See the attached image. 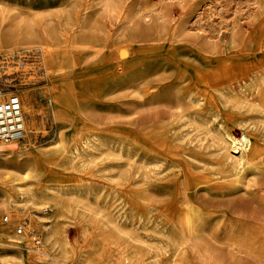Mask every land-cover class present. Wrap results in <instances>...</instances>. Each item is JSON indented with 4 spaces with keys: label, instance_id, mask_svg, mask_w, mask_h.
I'll list each match as a JSON object with an SVG mask.
<instances>
[{
    "label": "bare ground",
    "instance_id": "1",
    "mask_svg": "<svg viewBox=\"0 0 264 264\" xmlns=\"http://www.w3.org/2000/svg\"><path fill=\"white\" fill-rule=\"evenodd\" d=\"M162 1L150 5L151 1L145 0L136 10L127 6L124 0H66L54 10H24L18 6L0 5V56L8 57L7 60L11 56L17 57V65L25 66L24 54L34 52L28 64L30 71H25L27 74L12 72L10 61L0 67V102L19 92L9 86L2 87L6 79L19 80L15 84L19 89L24 85L32 88L43 84V87L18 93L23 101L25 130L28 137L36 138L47 122L57 127L55 139L41 148L35 145L36 151L25 145L24 150L19 148L18 141L0 143L5 150H10L0 156V191L3 193L0 214L12 216L9 224L0 226V264H193L192 253L205 264H241L245 258L264 264V215L251 217L225 209L214 212L190 198V192L194 190L222 197L243 194L255 198L264 207L261 194L264 192V122L257 123L252 119L240 122L243 130L238 139L230 128V124L237 121V112L246 110L264 115V80L257 77L239 91L232 85L222 89L221 85H225L223 77L234 82L232 64L214 72L197 71L195 77L187 70L167 87L154 84L147 69L135 75L134 70L131 71L133 66L127 63L133 55L132 48L125 45L132 36L130 26L140 15L144 22L149 20L147 14L152 9L159 21L157 34H163ZM246 1L252 8L264 2ZM209 7L210 20L212 17L224 19L216 5ZM105 15L119 22L115 34L107 27ZM175 29L187 33L183 23ZM107 86H119L128 92L123 97L127 108L120 113L132 118L127 124L129 131L135 133L120 132L117 135L116 158L126 160V166H129L118 179L117 186L124 181L130 182L135 187L136 199L141 200L148 211L152 201L151 188L160 170L157 164L147 160L149 154L161 156L163 152H171L177 142L185 143L186 147L195 143L198 152L199 148L204 150L203 144L207 141V148L212 149L207 154L211 158L208 161L207 155L200 154L202 152L190 155L183 145L184 155L191 163L180 160L177 166H215V169L211 173L197 168L184 170V199L177 220L164 226L170 230L165 243H151L149 235L121 222L110 208L91 204L82 193L69 192L57 183L47 186L38 179L42 160H80L93 165L96 152L107 145V140L79 136L73 143L68 142L65 129L72 125L74 113L86 117L90 130L95 128L91 114L96 110L95 99L99 96L96 90ZM84 90L91 93L85 95ZM37 98L46 104L39 103ZM156 106L162 109L150 115ZM142 115L147 117L143 119ZM145 129H150L151 133L144 139L154 140V146L150 152L141 155L140 149L146 146L140 141ZM194 133L198 135L196 139ZM45 205L51 207L49 216H36L40 221L38 224L46 229L45 234L37 229L31 212L24 219L27 221L24 235L18 236L11 230L18 221L15 217H20L30 207ZM48 220L52 223L50 229L47 228ZM71 221L81 225L88 247L79 248L68 240L65 227ZM31 231L37 233L38 248H34L35 238L30 237ZM211 237L228 248L226 254L211 244ZM91 239L97 242V251H92ZM22 250L28 254H23Z\"/></svg>",
    "mask_w": 264,
    "mask_h": 264
},
{
    "label": "rangeland",
    "instance_id": "2",
    "mask_svg": "<svg viewBox=\"0 0 264 264\" xmlns=\"http://www.w3.org/2000/svg\"><path fill=\"white\" fill-rule=\"evenodd\" d=\"M64 1L66 0H0V5L8 7L18 6V9L24 10H42L45 8L54 10ZM124 1L127 6L136 10L140 8L145 0ZM148 1H151L150 5H155L157 2V0ZM232 1L235 0H220L222 4L220 2L216 3L215 0H163L162 8L165 19L162 21V24L165 31L161 35L157 34L159 21L157 19V13L152 9L147 14L150 19H146V22H144L145 19L142 15L136 17L134 25L130 26V33L132 36L125 42V45H129L132 48L133 55L128 59L129 62L127 61L129 65L131 64L133 66L131 71L133 72L134 70L135 75H137L139 71L147 69L150 71V75H152L151 81L155 82L154 84L167 87L172 84L173 80L179 74L187 72V70L191 76L195 77L197 71L214 72L219 67L224 68L232 64L235 68V73L232 78L234 82L223 77L225 85H221L222 89L235 86L236 90L239 91L242 86L249 84L257 77H261L264 80V2L262 1L259 7L252 8L246 0ZM237 3L239 5H237ZM195 4L198 5L193 9L192 7ZM212 5H216L219 8L224 18L223 20L219 17L220 20L217 17H212L210 20L211 9L209 6ZM199 12H201L202 15L200 14V16H198L197 14ZM104 21L107 27L112 30V34H115L119 27V22L106 15L104 16ZM220 21H222L223 24L220 23ZM181 23H183L184 28L187 30L186 34L175 29ZM209 25L212 28H207ZM33 53L34 52L24 54L25 60H27L25 66L27 67L17 65V57H9L10 63L13 64V67H10L12 72H18V75L27 74L25 71H30L28 64L31 63V59L34 57L32 56L34 55ZM3 59L4 57H0V60ZM89 68L92 69V66H89ZM155 69H157L158 72H156L157 70L155 71ZM163 77L164 79H161ZM207 77H209V75H207ZM17 82L19 83V80L12 82V80L6 79L3 81L2 87L9 86V88L17 92L19 91L18 93L33 88L37 89L43 87V84L32 88L29 85H24L22 89H19L15 88ZM118 87L119 86H107L103 90H96L99 96L95 99L96 110L91 114V118L94 121V129L90 130L86 117H82L77 113L72 115V125L65 129L68 142L73 143L79 136L83 139L91 137L94 138L93 140H96L100 137L99 139L103 141L107 140L105 141L107 145L101 147L99 150L100 152H96V159L93 165L84 163L80 160L75 162L71 160H42L39 165L42 166L41 176L38 179L47 186H54L57 183V185L66 187L69 192L82 193L81 195L87 197L88 200L91 201V204L93 203V205L101 208H110V210L114 212L115 217L121 219V222L127 223L130 227L139 228V232L149 235L151 243L157 242L158 244V242L161 241L165 243L169 238L167 236H169L170 230L168 227L164 228V226H166V223H171V220H177L184 199V170L197 168L204 169L208 171V173H211L215 169V166H177V162L180 163L181 160L186 162V164L191 163L190 159L184 155L186 150L190 155H195V153L199 154L200 152H202L200 154L207 155L212 152V149L207 148V141L203 144V147H205L204 150L203 148H199L198 152H196L197 148H194V146H196L195 143L186 147L185 143L177 142L171 152H163L161 156L149 154L150 156L148 155L147 160L157 164L160 170L154 182V186L151 188L152 201L148 211L145 204L141 200L136 199L133 194L135 187H133L130 182L124 181L123 184L117 186L119 185L118 179L122 174H125L129 168V166H126V160H119L116 158L117 143L119 142L117 135L120 132L132 134V131H129L130 126L127 124L132 118L120 113L121 110L127 108V106L124 105L125 98L123 97L127 95L128 92ZM112 89H114V91ZM83 93L89 95L91 92L89 90H84ZM37 99L39 103L43 105L46 104L40 98ZM161 109V106H156L149 114L153 116L156 111ZM260 113L261 112H246V110L237 112L235 114L237 121L230 124L232 134L237 139L240 138L243 130V127L240 126V122L242 121L252 119L257 123L264 122V115ZM144 116L147 117V115H142L141 117L145 119ZM56 129L57 127L49 121L46 125L44 124L43 130L38 132L36 138L33 137V135H31V137L29 136L28 140L31 144L25 141L17 144V146L23 148V145H25L30 147L31 150L36 151V148L44 147L55 139ZM262 129L264 133L263 126ZM150 131V129H145V135L140 139L141 145L148 146V149L146 146L140 149L141 155H143L145 151L150 152L154 146V140L144 139V136L151 133ZM133 134L135 135L134 132ZM197 136L198 135L194 133L195 139ZM27 143H29V145ZM35 145L37 146L36 148ZM183 145H185L186 150H184ZM3 146L4 145H0V156L10 151L5 150ZM111 153L113 156H110ZM101 154H103V158H101ZM208 156L209 155L205 156V158L210 161L211 158ZM160 174L163 175L161 176ZM122 185L125 186L123 187ZM261 194L264 196V192ZM162 196L164 198H162ZM159 197L160 201L158 200ZM190 198L193 202L204 204L207 206L208 210L214 212H220L225 209L230 212H240L242 215L251 217L264 215L263 205L255 200V198L243 194H232L231 197H222L219 194H207V192L204 191L196 193L194 190L190 192ZM2 200L3 193L0 191V201ZM30 212L32 215L30 217L36 220L34 222L37 225V229L45 234L46 229L38 224L40 221L36 216L48 217L51 213V207L49 205L40 208L30 207L23 215L15 217L16 219L18 218V221L14 222L11 230L15 231L17 224L27 218ZM2 214H0V226L4 225L2 224V218L5 214ZM101 217L102 216H100V218ZM48 221L49 225H47V228L49 227L48 229H50L52 228V223L50 220ZM65 231L71 243L76 244L79 248L88 247V244L82 236V227L79 223L72 221L68 222ZM210 242L214 247L218 248V250H221L222 253H227L228 248L222 243L217 242L215 238L211 237ZM89 243L92 251L98 250V244L94 239H91ZM22 253L25 255L28 254L26 250H22ZM192 259L193 264H205L196 254L192 253ZM241 264L261 263L253 258H245Z\"/></svg>",
    "mask_w": 264,
    "mask_h": 264
},
{
    "label": "built area",
    "instance_id": "3",
    "mask_svg": "<svg viewBox=\"0 0 264 264\" xmlns=\"http://www.w3.org/2000/svg\"><path fill=\"white\" fill-rule=\"evenodd\" d=\"M0 60V67L2 68L6 61L5 58ZM25 122H24V110L23 101L18 93L10 94L4 101L0 102V143L18 141L25 142L29 139L26 132ZM12 216L5 215L2 218V223L7 225L11 222ZM27 221L23 220L19 222L15 228V233L18 236H22L26 233ZM36 231L30 232V237L35 238L34 248H38L39 240L35 237Z\"/></svg>",
    "mask_w": 264,
    "mask_h": 264
}]
</instances>
